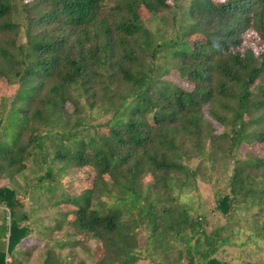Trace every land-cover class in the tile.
<instances>
[{
  "label": "trees",
  "instance_id": "trees-1",
  "mask_svg": "<svg viewBox=\"0 0 264 264\" xmlns=\"http://www.w3.org/2000/svg\"><path fill=\"white\" fill-rule=\"evenodd\" d=\"M169 1L111 0L103 14L106 0H0V264L38 247L20 244L30 200L57 208L70 243L93 239L90 264H155L173 248L175 264H228L222 226L205 233L172 193L219 154L228 230L239 207L264 216V0H189L190 21L154 39L137 11L149 20ZM190 148L204 157L194 168ZM71 168L89 169L78 192L63 183ZM254 231L264 240V222ZM42 249V264L67 263Z\"/></svg>",
  "mask_w": 264,
  "mask_h": 264
},
{
  "label": "rangeland",
  "instance_id": "rangeland-1",
  "mask_svg": "<svg viewBox=\"0 0 264 264\" xmlns=\"http://www.w3.org/2000/svg\"><path fill=\"white\" fill-rule=\"evenodd\" d=\"M111 5V0H106L105 6L103 8V14L106 9ZM189 5V0H170L167 4V7L157 13L158 17L149 19V15L146 11L140 7L138 9V17L142 20L144 27L146 28V34L151 36L154 39H157L161 35H166L172 37L178 30V26L181 23H188L190 20L187 15V9ZM109 11V10H108ZM159 17H161L164 22H161ZM13 18L17 21L21 20L19 14H14ZM192 38L187 37V39ZM22 31H19L18 41H22ZM169 78L171 80L176 79L175 74H170ZM261 82V81H259ZM106 115H96L93 119L96 122H101L104 120ZM206 117V116H204ZM207 118V117H206ZM93 120V121H94ZM213 123V122H212ZM214 124V123H213ZM216 127L215 125H213ZM242 149L255 152L257 155L263 154L262 149L256 145H242ZM202 150L207 149V143L202 142ZM189 157L185 159V164L190 168L197 166L200 158H204L201 153H197L196 149H189ZM221 154H219L218 163L214 170H205V167L200 165L199 174L195 176L194 182L188 180L182 188H175L172 190V193L176 195L181 203L187 206L189 209L188 212L190 215H201L204 217V231L209 233L211 230L219 228L222 226L223 230L219 233L222 237H227L228 241L221 245L219 250L215 253V256L218 259L226 261L228 264H264V240L255 237L254 230L257 225L261 222H264V216L258 218V222L252 223V219L249 216H244V210H237V221L234 227H231V230H228V224L219 211L215 209V199L225 188L226 184V175L229 173L230 165L222 163L223 160H220ZM205 164V163H204ZM205 166H208L206 164ZM89 173L88 168H71L68 171L67 176L63 179V183L69 188L73 189L74 192L80 190L79 178L87 176ZM33 175L32 171H28L27 177ZM6 181H0L1 184H5ZM219 191V192H218ZM29 200V199H28ZM26 201L23 209L27 214L26 219L20 222V225L28 227L27 235L21 240L20 244L23 247H28L29 244H33L36 240L38 241L36 245L38 246L36 250H32L24 264H42L44 259V249L42 246L44 243L51 248L56 254H58L60 261L66 264H90L93 255L91 250H93L95 242L93 239L84 238L80 239L81 236L72 234L79 240L77 244H72L69 242L70 237H66L64 234V229L53 230L58 216L55 215L57 208L54 207H41L34 212H31V208H35L36 202L30 200V205ZM3 207V206H1ZM1 209V208H0ZM255 225V226H254ZM221 229V228H220ZM41 231L43 235L41 236L38 232ZM73 231V230H72ZM80 235V234H79ZM48 236H52L55 242L48 241ZM143 237H140L142 242ZM61 240L64 243H60ZM176 246V243H173ZM150 247V246H149ZM86 249L90 251L87 252ZM147 249V248H146ZM175 249L170 250L168 253L156 256L155 264H175L174 258L176 257ZM5 251V250H4ZM91 252V253H90ZM150 252L147 249V253ZM22 258V257H20ZM5 261H9V257H5ZM149 264V262L146 261Z\"/></svg>",
  "mask_w": 264,
  "mask_h": 264
},
{
  "label": "crops",
  "instance_id": "crops-1",
  "mask_svg": "<svg viewBox=\"0 0 264 264\" xmlns=\"http://www.w3.org/2000/svg\"><path fill=\"white\" fill-rule=\"evenodd\" d=\"M26 262V261H25Z\"/></svg>",
  "mask_w": 264,
  "mask_h": 264
}]
</instances>
